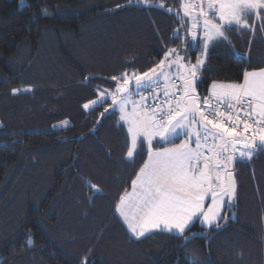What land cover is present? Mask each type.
<instances>
[{
    "label": "trees",
    "instance_id": "16d2710c",
    "mask_svg": "<svg viewBox=\"0 0 264 264\" xmlns=\"http://www.w3.org/2000/svg\"><path fill=\"white\" fill-rule=\"evenodd\" d=\"M151 2L165 9L0 0V264H264V152L235 165L234 206L218 229L198 220L187 240L160 231L135 240L115 211L146 155L125 162L118 111L101 117L110 99L84 105L114 90L112 76L147 71L185 38L180 0ZM187 39L195 62L200 39ZM229 40L209 46L201 96L213 82L264 68V33L236 31Z\"/></svg>",
    "mask_w": 264,
    "mask_h": 264
},
{
    "label": "snow or ice",
    "instance_id": "6c2138e0",
    "mask_svg": "<svg viewBox=\"0 0 264 264\" xmlns=\"http://www.w3.org/2000/svg\"><path fill=\"white\" fill-rule=\"evenodd\" d=\"M136 3L165 9L163 2ZM176 15L185 31L178 47H168L147 71L112 76L114 90L99 91V99L84 105L93 109L110 99L101 117L109 108L111 114L118 111L128 140L125 162L135 164L146 155L115 206L135 240L157 231L187 240L197 220L208 229L220 228L234 206L235 165L264 152V68L245 71L239 82H213L206 96L197 91L209 70L210 45L231 46L229 36L236 31L264 33V0H180ZM188 37L200 39L195 62L187 55ZM174 39L180 40L179 29Z\"/></svg>",
    "mask_w": 264,
    "mask_h": 264
},
{
    "label": "water",
    "instance_id": "95a60500",
    "mask_svg": "<svg viewBox=\"0 0 264 264\" xmlns=\"http://www.w3.org/2000/svg\"><path fill=\"white\" fill-rule=\"evenodd\" d=\"M235 173V172H234ZM235 180H236V176H235ZM236 186H237V180H236ZM236 194H237V191H236Z\"/></svg>",
    "mask_w": 264,
    "mask_h": 264
},
{
    "label": "crops",
    "instance_id": "0c3cea01",
    "mask_svg": "<svg viewBox=\"0 0 264 264\" xmlns=\"http://www.w3.org/2000/svg\"><path fill=\"white\" fill-rule=\"evenodd\" d=\"M177 143H179V142H177ZM197 221H198V220H197ZM195 222H196V221H195ZM195 222H194V223H195ZM200 224H201V223H200ZM201 225H202V224H201ZM202 226H203V225H202ZM174 233H175V232H174Z\"/></svg>",
    "mask_w": 264,
    "mask_h": 264
},
{
    "label": "rangeland",
    "instance_id": "374dc122",
    "mask_svg": "<svg viewBox=\"0 0 264 264\" xmlns=\"http://www.w3.org/2000/svg\"><path fill=\"white\" fill-rule=\"evenodd\" d=\"M235 176H236V174H235ZM205 228H206V227H205ZM157 232H158V231H157ZM173 233H174V232H173ZM141 239H142V238H141ZM141 239H140V240H141Z\"/></svg>",
    "mask_w": 264,
    "mask_h": 264
}]
</instances>
